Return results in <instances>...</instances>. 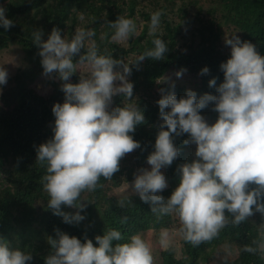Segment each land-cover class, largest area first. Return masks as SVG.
Listing matches in <instances>:
<instances>
[{"label": "clouds", "instance_id": "1", "mask_svg": "<svg viewBox=\"0 0 264 264\" xmlns=\"http://www.w3.org/2000/svg\"><path fill=\"white\" fill-rule=\"evenodd\" d=\"M5 13L0 6V27L8 30L13 21ZM162 14L157 11L151 15L150 34H156ZM108 23L114 29L112 40L118 43L136 34L133 19L118 17ZM42 35L40 30L33 31L32 42L40 49L43 75L64 82V102L52 107L53 136L37 147L36 163L46 169L41 183L49 197L48 208L64 223L78 224L85 219L81 215L85 209L81 194L94 192L101 178L111 181L120 171V161L141 147L130 134L145 123L142 110L136 102L112 107L113 97L133 101L134 86L128 80L131 66L139 70L145 58L163 60L168 46L155 38L152 49L126 63L112 55L99 54L91 40L95 36L92 29H77L71 39L62 37L56 27L46 41ZM86 41L87 50L83 51ZM225 43L230 46V58L220 65L223 82L216 87L215 78L209 81L216 95L205 93L197 98L196 92L187 90L178 99L174 91L160 89L157 103L163 123L154 151L147 157L150 170L139 169L129 186L141 201L150 204L152 213L174 215L179 234L194 247L215 239L229 224L239 226L256 212L264 215V55L237 35L226 37ZM78 66H83L87 74L80 76L78 83H71ZM184 71L175 75L181 77ZM208 71L205 67L201 74ZM7 78L6 69L0 67V85H5ZM210 102L214 104L212 111L218 113L212 124L200 114ZM183 134L189 137L184 145L196 146L195 159L178 166V186L165 199L158 194L168 187L161 169L179 157L180 149L173 137ZM118 204L123 207L124 200ZM62 206L78 211L65 212ZM55 233L56 238H47L51 251L45 264H153L152 250L139 233L132 235L129 242L113 245L123 237L120 231L108 229L95 237L98 246L90 239L82 243L59 229ZM169 239L165 232L160 242L167 247ZM243 251L264 253V238L245 245ZM32 259L31 252L13 249L0 238V264H29Z\"/></svg>", "mask_w": 264, "mask_h": 264}, {"label": "trees", "instance_id": "2", "mask_svg": "<svg viewBox=\"0 0 264 264\" xmlns=\"http://www.w3.org/2000/svg\"><path fill=\"white\" fill-rule=\"evenodd\" d=\"M163 3L159 8L163 13L160 27L152 35L149 25L154 9L141 5L139 0H0V6L6 9V18L13 21L8 30L0 27V55L13 50L20 59L15 70L8 73L7 83L0 85V238L13 249L31 252L33 259L29 264H45V257L51 251L47 238H56L55 229L77 237L82 243L90 239L95 246H98L96 236L115 229L123 237L121 241H113L115 245L129 242L134 234L158 232L178 221L174 215L152 213L150 204L141 201L138 195L121 198L110 195L112 187L121 184V177L126 175L131 179L134 166L141 169L154 151L163 123L157 103L161 98L160 89L174 91L178 99L187 90L196 92L197 98L205 93L216 95V88L209 87V81L215 78L216 87L223 82L220 65L230 58V46L226 45L225 38L232 35L253 43L264 55V0H163ZM168 7L171 13L176 8L182 13L178 23L171 22L164 13ZM139 16L144 18L141 25L136 20ZM118 17L133 19L137 26L136 34L125 43L112 40L114 29L108 22ZM74 26L94 30L91 40L98 53L126 63L152 49L155 38L164 40L168 51L163 60L145 58L139 70L131 66L128 80L134 86L133 101H124L123 96L113 97L112 107L136 102L142 110L145 123L130 134L141 147L120 161V171L111 181L101 178L94 192L81 194V203L85 204L81 215L85 219L78 224H67L48 208L49 197L41 183L46 169L36 163L37 147L53 136L52 107L64 102L61 90L64 82L58 77L43 75L40 49L32 42V33L42 31V40L46 41L56 27L62 37L71 39ZM88 43L83 51L87 50ZM81 67L78 66L69 82L78 83L80 76L87 74ZM205 67L208 73L201 74ZM181 69L186 71L177 77L175 73ZM162 77L172 79L161 80ZM158 80L161 82L157 83ZM37 84L50 88L46 96L38 91ZM213 107L210 102L200 112L209 124L218 117ZM188 138V134L173 137L180 155L171 166L161 169L168 187L158 194L165 199L178 186V166L194 160L196 146L183 143ZM119 200H124L123 207L119 206ZM62 211L74 214L78 209L62 206ZM262 238L264 215L256 212L245 223L229 224L218 237L199 246L194 247L182 238L180 255L176 256L175 248L170 246L159 252L160 264H211L221 255L215 264H264V253L253 255L243 251L245 245Z\"/></svg>", "mask_w": 264, "mask_h": 264}, {"label": "rangeland", "instance_id": "3", "mask_svg": "<svg viewBox=\"0 0 264 264\" xmlns=\"http://www.w3.org/2000/svg\"><path fill=\"white\" fill-rule=\"evenodd\" d=\"M139 1H140L141 5L150 6L151 8H153L154 12L161 11L159 8L164 4L163 0H139ZM164 13L168 14L169 20L171 22H175V23H178L180 15L182 16V13L180 14L178 12V8H176L174 10V12L171 13L170 8L168 7L164 11ZM136 20H137V23L139 25H141L144 18L142 16H139ZM77 29H78V27L74 26V30L71 33L72 36L74 35L75 30H77ZM12 52H13V50H8V51L3 52L4 54L2 53L0 55V67L5 68L7 73H12L15 70V68L20 64V59L17 58L15 56V54ZM80 69L83 72H86L84 67H81ZM171 79L172 78H168V80H171ZM41 86H42V84H37L36 88L38 89V91L42 95L46 96V94L48 93L50 88L45 89ZM194 153H195V151H194ZM194 159H195V156H194ZM142 168H148L150 170V166L147 163L144 164ZM138 170H139V168L137 166H134L131 179H128L126 177V175H123L121 177V184L118 187L113 186L112 189L110 190L111 191L110 195L114 196L116 198L137 195V194L132 192L131 187H129V186L132 184V182L135 178V174H137ZM178 229H179V222L174 221V222H171V226L169 228H162L158 232H151L150 231L146 234L141 235L143 237V239L149 244V246L152 250L153 264H160L159 252L167 249L170 246L175 248L176 256L180 255V248H181L180 241L182 240V236L179 234ZM165 232L169 233V238H170L169 244L167 247L163 246L160 242L161 236ZM221 257H223V256L222 255L218 256L217 259L215 261H213L211 264H215L216 262H218V260H220Z\"/></svg>", "mask_w": 264, "mask_h": 264}]
</instances>
